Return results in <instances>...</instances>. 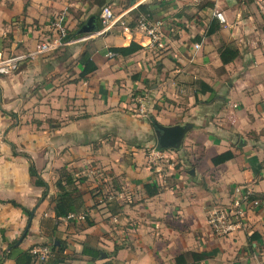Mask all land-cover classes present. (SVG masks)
Here are the masks:
<instances>
[{"label":"crops","instance_id":"crops-1","mask_svg":"<svg viewBox=\"0 0 264 264\" xmlns=\"http://www.w3.org/2000/svg\"><path fill=\"white\" fill-rule=\"evenodd\" d=\"M97 1L119 11L129 30L118 25L102 36L75 38L81 24L100 18L105 5ZM132 1L0 0V57L34 49L53 33L58 16L72 37L0 76V258L28 224L20 208L3 203L13 200L34 211L20 250L55 240L66 246L50 254L51 262L176 264L177 256L194 252L209 258L188 264H258L264 260V0L145 1L163 22L164 50L151 49L148 37L129 27L139 6ZM212 22L220 29L208 36ZM132 42L142 49L110 57V48ZM225 44L240 57L223 66ZM86 50L98 69L84 80L78 60ZM201 83L213 93H201ZM152 121L189 126L180 147L162 150L165 158L155 163L156 145L142 141L157 138ZM227 151L234 158L215 166L213 158ZM31 164L47 188L35 183ZM64 171L77 182L83 203L77 214L85 220L55 218V184ZM145 185L158 194L149 196ZM236 187L262 205L247 213L241 230L218 238L209 212L229 203Z\"/></svg>","mask_w":264,"mask_h":264},{"label":"built area","instance_id":"built-area-1","mask_svg":"<svg viewBox=\"0 0 264 264\" xmlns=\"http://www.w3.org/2000/svg\"><path fill=\"white\" fill-rule=\"evenodd\" d=\"M148 0H138L135 4L140 5ZM216 19L225 24L226 20L223 14L220 12L215 13ZM100 20L102 23V29L96 32L97 36H102L120 25L128 29L127 23L123 19V15H117L110 6L102 8L100 13ZM163 22L151 19L149 15H141L137 20V27L139 31L143 32L149 39L148 47L153 50H164V32ZM52 34L38 43L32 50H28L25 53L18 55H7L0 57V76H8L15 73L20 66L29 61L38 58L41 55L55 52L62 45L63 41L68 38L69 29L64 24L63 19L58 16L51 22ZM129 30V29H128ZM196 48H199L196 45ZM110 57H114V53H109ZM140 113L145 115V105L141 100ZM165 158V153L162 150L153 148L150 152V162L155 163ZM262 205V201L255 196L249 189L236 187L233 190L232 199L226 206L217 207L209 212L208 224L214 236L218 238H224L232 235L235 231L241 230L244 227V219L250 210L259 208ZM86 214L71 213L66 220H85ZM31 253L39 258L40 261H45L51 254V247L41 245L33 247ZM258 264H264L263 261H259Z\"/></svg>","mask_w":264,"mask_h":264},{"label":"trees","instance_id":"trees-1","mask_svg":"<svg viewBox=\"0 0 264 264\" xmlns=\"http://www.w3.org/2000/svg\"><path fill=\"white\" fill-rule=\"evenodd\" d=\"M137 0L132 1V5L135 4ZM99 7H103L105 5L102 1L96 2ZM136 13L134 19H132V23L129 24V27L131 29H136L137 27V20L141 15H149L151 19H154L153 12L149 9V6L146 4H140L136 10H134ZM133 13V12H132ZM86 23H83L78 28L77 32L74 34V37H83L87 34L83 32H79L80 29L85 25ZM102 29V23L100 18L97 17L96 20V26L94 29V32H98ZM220 29L219 26L215 24V22H212L210 28L208 29L207 35L211 36L215 34ZM70 38V37H69ZM67 38V39H69ZM72 38V37H71ZM70 38V39H71ZM142 47L135 42H132L130 46L128 47H120V48H110L109 51L114 54H119L124 57H128L130 55L135 54L136 52L140 51ZM219 55L220 59L222 61L223 66L229 65L230 63L234 62L236 59L240 57V51L233 45H223L219 49ZM79 65L82 67V72L80 74L81 79H88L90 75H92L95 71H97L98 67L96 63L92 60L91 53L86 50L84 51L78 60ZM201 93H213V89L204 84L201 83ZM152 126L155 128H159V124L156 121H152ZM137 147H140V145H136ZM156 149L162 150L161 147L156 144ZM234 158V155L231 151H227L215 158H213V164L215 166L221 165L223 163H226ZM30 175L32 178L36 180V184L38 186H42L47 188V184L42 180L41 176L39 175L38 171L36 170L35 166L31 164L30 166ZM55 187L57 189V197L55 200V206L53 208V212L55 214L56 219H62L67 217L71 213H77L82 209L83 203L80 199V192L77 188V182L75 178L67 173L63 172L61 175V178L56 182ZM146 192L149 196H153L158 194V190L156 187L151 185H145ZM46 195L44 192L43 197ZM3 203H9L15 208H20L24 215L27 217L29 221V217L32 213L31 210L25 208L17 201H8ZM23 234V233H22ZM28 235V234H27ZM27 237V236H26ZM25 237V238H26ZM19 240V239H18ZM15 241L12 245H15L17 242ZM46 246L51 247V253L58 252L59 254H63L65 251V245L61 243L58 240L51 241L50 243L44 244ZM32 248H30L27 251L20 250L19 246L12 248L10 252H4L3 256L0 258V264H2L6 259H12L15 261L16 264H36V263H47L50 262V264H61L65 262V258H56L55 260L49 261L50 258H47L45 261H40L39 258L31 253ZM49 257V256H48ZM52 257V256H51ZM100 257V254L97 255V258ZM209 256L207 254H197L194 252H187L184 254H181L176 257L175 263L176 264H188L190 261L192 262H201L206 259H208Z\"/></svg>","mask_w":264,"mask_h":264},{"label":"water","instance_id":"water-1","mask_svg":"<svg viewBox=\"0 0 264 264\" xmlns=\"http://www.w3.org/2000/svg\"><path fill=\"white\" fill-rule=\"evenodd\" d=\"M91 21H93V23H96V18H93ZM92 24L91 22H88V24L82 27L81 32L85 34L93 32L95 29V26ZM188 129H189L188 125L186 126L176 125L172 127L159 126V129L157 132L158 145L161 147L162 150H171V149L179 148ZM33 218H34V211L31 213L27 227L25 228L18 242L14 245V248L17 246H20L23 240L25 239V237L27 236L29 229L31 227Z\"/></svg>","mask_w":264,"mask_h":264},{"label":"rangeland","instance_id":"rangeland-1","mask_svg":"<svg viewBox=\"0 0 264 264\" xmlns=\"http://www.w3.org/2000/svg\"><path fill=\"white\" fill-rule=\"evenodd\" d=\"M203 3V2H202ZM201 3V4H202ZM211 3V2H210ZM209 3V4H210ZM118 4H121V0H118ZM111 6V4H105V6ZM201 6V5H200ZM115 13H118L119 11H114ZM193 17H195V16H197L198 15V12L197 13H193V11H192V13H190ZM142 141H145V144L147 143L148 144V142L150 143V144H153V146H155L156 144H157V138H156V136H155V134L154 135H147L145 138H142ZM182 148L183 147H185L184 146V142H183V144H182V146H181ZM150 147H147L146 148V150L148 151V149H149ZM153 148H151L150 149V152H151V150H152ZM173 164H175V163H173ZM179 167H180V165H179ZM233 195V194H232ZM232 199V198H231ZM228 204V203H227ZM223 206H226V204H224ZM247 216H248V214H247ZM247 216L245 217V219H244V225H245V222H246V220H247Z\"/></svg>","mask_w":264,"mask_h":264}]
</instances>
